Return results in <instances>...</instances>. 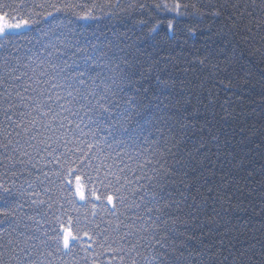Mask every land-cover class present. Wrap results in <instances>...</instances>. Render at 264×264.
<instances>
[{
	"label": "snow or ice",
	"instance_id": "1",
	"mask_svg": "<svg viewBox=\"0 0 264 264\" xmlns=\"http://www.w3.org/2000/svg\"><path fill=\"white\" fill-rule=\"evenodd\" d=\"M178 17L250 35L264 0H0V264H264V232L223 219L256 189L216 127L264 129V86Z\"/></svg>",
	"mask_w": 264,
	"mask_h": 264
},
{
	"label": "trees",
	"instance_id": "2",
	"mask_svg": "<svg viewBox=\"0 0 264 264\" xmlns=\"http://www.w3.org/2000/svg\"><path fill=\"white\" fill-rule=\"evenodd\" d=\"M37 3L40 0H36ZM81 4H90L91 0H77ZM148 2H153V0H148ZM168 3H175L176 0H167ZM256 3L259 5L260 0H256ZM95 15L99 16L100 13L97 12ZM259 16V13H258ZM139 15H134L131 18L126 20L118 19L113 17L111 20L107 18H101L99 20H87L81 21L84 24H90L92 28H99L102 30L106 26L116 28L118 31H125L131 29L132 25L139 19H143ZM172 19L171 15H154L152 24H155L157 20L161 22V27L166 28L169 20ZM178 29H185L192 27L197 29V34L193 35L188 41V46L193 48H199L204 45L205 40L208 36H211L210 45L212 48L216 49L219 52L220 49H223V54L218 58L223 59V56H230L234 58V63L243 69L240 73L241 76L244 74H250L251 79L247 81L246 91L247 95L252 96L255 99H258L257 93L261 91V87L264 86V57L261 54H264V40L261 37H264V29L253 31L250 35L243 31V24L246 23V20L241 24L240 29H233L229 31L227 27L224 26V18H221L218 21L213 22V31L212 33L205 32L204 29L208 27V22L199 24L195 19L190 18H177ZM173 21V23H177ZM151 27V24L149 25ZM147 31V28L144 29V32ZM136 35H142L143 33L136 30ZM253 37L255 39H253ZM259 51H256V50ZM179 52V49H177ZM227 95H231L228 93ZM256 107V106H254ZM194 108H190L189 111H194ZM257 111H259L257 107ZM254 119H260L258 116ZM197 123H202L199 121ZM215 123V122H214ZM242 123L229 122L228 124L217 123L216 127L220 130L221 138L227 137L229 140L228 151H233L234 153H239L237 160H240L241 157H245L244 168L238 170L239 184H244L245 181L243 177L247 174L248 171H253V184H250L249 187H254L256 189L253 199L251 202L247 199L246 196H237V200H233V208L230 216H226L223 219L225 221H230L228 227H235L236 230L232 232V235L237 236V231L243 232L244 225L250 224L251 227L258 230L257 236L259 238V232H264V212L261 211V208L264 207V203L259 200L260 187L257 181L264 180V146H261L257 149V145L260 143V138L264 135V129H261L259 125L255 128V134L251 130L245 131L243 135L240 133V127ZM253 120H248L247 125L251 126ZM248 162H251V168L248 167ZM239 186V185H237ZM243 201L242 207H237L236 205ZM207 231V229H206ZM224 229H221L220 232L223 233ZM240 240H243V236H239ZM81 255H83L81 253Z\"/></svg>",
	"mask_w": 264,
	"mask_h": 264
}]
</instances>
